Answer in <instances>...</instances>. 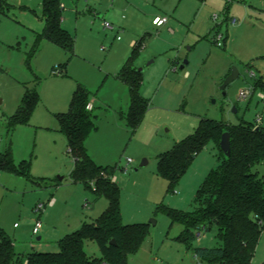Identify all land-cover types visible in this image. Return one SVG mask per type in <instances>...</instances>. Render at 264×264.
<instances>
[{
    "label": "rangeland",
    "instance_id": "obj_1",
    "mask_svg": "<svg viewBox=\"0 0 264 264\" xmlns=\"http://www.w3.org/2000/svg\"><path fill=\"white\" fill-rule=\"evenodd\" d=\"M6 1L10 8L0 15V153L10 151L15 166L28 163L27 176L0 172V231L12 240L15 254L25 264L33 252H57L59 239L106 209L103 196L72 181L73 158L58 128L57 115L68 111L72 94L81 88L94 100L88 111L96 116L86 147L97 165L114 168L121 221L148 225V235L127 264H200L177 240L183 227L157 207L196 210L197 190L219 166V150L208 143L172 191L157 172V159L202 119L234 127L255 124L259 117L264 128V106L256 97L260 90L248 100L237 98L242 89L254 88L255 78L264 83V0H61L60 24L73 38L72 52L37 40L45 26L41 0ZM118 6L117 18H107ZM150 9L166 24H147L141 12ZM104 22L113 30L103 28ZM131 35L141 40L132 67L140 71L139 94L147 101L134 130L125 120L128 88L118 78L133 56L127 48ZM233 68L238 78L221 90ZM26 92L38 96L28 124L5 136ZM253 171L263 175L264 165ZM51 199L55 202L47 205ZM38 203L46 204L42 212L35 211ZM37 219L41 229L33 235ZM192 244L215 247L214 231L194 232ZM83 248L88 257H101L94 242ZM251 264H264V231Z\"/></svg>",
    "mask_w": 264,
    "mask_h": 264
},
{
    "label": "trees",
    "instance_id": "obj_2",
    "mask_svg": "<svg viewBox=\"0 0 264 264\" xmlns=\"http://www.w3.org/2000/svg\"><path fill=\"white\" fill-rule=\"evenodd\" d=\"M9 8L6 0H0V15ZM41 18L45 26L37 40H46L72 52L73 38L60 24L61 0H43ZM140 41L134 44L133 56L127 59L118 75L128 88L130 104L125 120L132 130L139 126L147 109V101L139 94L140 72L132 67L134 52L141 47ZM257 88L264 93L261 78H255L254 90ZM37 103V93L26 92L17 111L8 119V131L27 125ZM88 104L87 91L81 88L74 91L68 111L57 115L58 128L73 158L72 181L103 196L107 207L94 221L84 222L78 230L59 239L57 252H33L25 258V264H127L128 257L137 252L148 235L147 224L122 223L119 191L112 181L114 168L95 164L86 152L85 141L95 129ZM225 132L230 135L229 157L219 148L221 135ZM210 142L219 150L220 164L208 173L197 190V209L186 213L159 206L157 211L163 212L172 224L183 227L177 240L193 252L200 264H251L264 231V174L253 171L257 165H264V128L254 123L231 127L225 122L202 119L192 134L158 156L157 172L168 181L172 191L195 157ZM1 171L27 176L28 163L21 161L15 166L10 151L5 150L0 153ZM32 182L45 184L44 181ZM196 231H214L216 246L193 247ZM112 240L115 245L110 244ZM87 241L97 245L100 258L86 255L83 247ZM0 264H23L14 252L12 240L1 231Z\"/></svg>",
    "mask_w": 264,
    "mask_h": 264
},
{
    "label": "crops",
    "instance_id": "obj_3",
    "mask_svg": "<svg viewBox=\"0 0 264 264\" xmlns=\"http://www.w3.org/2000/svg\"><path fill=\"white\" fill-rule=\"evenodd\" d=\"M42 1L43 0H41L40 1V9H41V11H42ZM7 2V1H6ZM61 6H63V4H61ZM64 8V7H63ZM129 8H131L130 6L129 7H126V11L127 10H129ZM113 9V8H112ZM118 9H119V6H118V8L116 9V10H113V11H111V12H109V13H107L106 14V17L107 18H109V19H115V18H117V12H118ZM261 14H264V12L262 11L261 12ZM141 15H142V18L147 22V24H149L151 27H159V26H156V25H153V20L155 19V18H157V17H161L160 16V14H159V12L158 11H156V10H152V9H150V10H146L145 12H141ZM164 24H166V22L165 23H163L162 25H164ZM111 25V24H110ZM112 26V25H111ZM102 27H103V25H102ZM104 28V27H103ZM110 30H113V26H112V29H110ZM218 35H220V34H218ZM222 36V35H221ZM217 37L218 36H216V38H215V40H214V42L215 43H217ZM138 40L136 39V37L135 36H133V35H131L129 38H128V41H127V48H131V49H133V47H134V44L137 42ZM225 46V45H224ZM0 104H1V101H0ZM129 104H130V100H129ZM93 106H94V100L93 99H90V101H89V104H88V107H89V109H91V108H93ZM128 109H129V105H128ZM95 119H96V116H94V124H95ZM15 129V128H14ZM7 132H8V128L7 127H5V129L3 130V133L2 134H5V136L7 135ZM89 138V137H88ZM88 140V139H87ZM87 140H86V142H87ZM86 142H85V148H86V152H87V154H88V156L94 161V163H95V160H94V158L89 154V151H88V149H87V147H86ZM66 147H67V144H66ZM96 164V163H95ZM100 166V165H99ZM115 180H116V177H112V181L113 182H115ZM42 184V183H41ZM45 185V184H44ZM37 186H39V185H37ZM50 188H55V185L54 186H50ZM55 202V201H54ZM107 207V206H106ZM14 227H16V225H14Z\"/></svg>",
    "mask_w": 264,
    "mask_h": 264
},
{
    "label": "built area",
    "instance_id": "obj_4",
    "mask_svg": "<svg viewBox=\"0 0 264 264\" xmlns=\"http://www.w3.org/2000/svg\"><path fill=\"white\" fill-rule=\"evenodd\" d=\"M165 22H166V19L157 17V18H155L153 20V25L161 26ZM103 27L105 29H112V26L109 23H107V22H104L103 23ZM221 39H222V36L221 35H218L217 40H216L217 41V44H218V42ZM251 76L255 77L254 74H251ZM254 93H256L255 90H254V88H252V89H242L241 91L238 92L237 98L240 101L241 100L242 101L243 100H248V99L252 98V96H253ZM256 97L260 101H262L263 106H264V93H262V92L259 91V92L256 93ZM260 122H261V118L258 117L257 121H255V124L256 125H259ZM128 162H130V161H128ZM53 203H54V200L51 199V200L48 201L47 205H53ZM45 206H46V204H44V203H38L36 205V207H35V211L36 212H42L44 210V207ZM40 229H41V221L39 219H37L35 221V223H34V226H33V229H32V234L33 235H37ZM197 236L200 237V233H198Z\"/></svg>",
    "mask_w": 264,
    "mask_h": 264
},
{
    "label": "water",
    "instance_id": "obj_5",
    "mask_svg": "<svg viewBox=\"0 0 264 264\" xmlns=\"http://www.w3.org/2000/svg\"><path fill=\"white\" fill-rule=\"evenodd\" d=\"M185 64H187V62H184V65ZM182 68H183V66L180 67V69H182ZM237 78H238V72L236 69L233 68L231 70L230 74L223 81V84L221 86V90H224L231 82H233ZM233 112H236V110L233 109ZM219 148L226 157L230 156L231 148H230V135H229V133L225 132L221 135L220 142H219ZM145 164H146V161L142 162L141 167L144 166ZM37 240H40V238H37ZM110 244L115 245L114 240H112L110 242Z\"/></svg>",
    "mask_w": 264,
    "mask_h": 264
}]
</instances>
